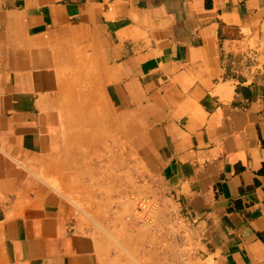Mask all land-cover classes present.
I'll use <instances>...</instances> for the list:
<instances>
[{"label": "crops", "instance_id": "crops-1", "mask_svg": "<svg viewBox=\"0 0 264 264\" xmlns=\"http://www.w3.org/2000/svg\"><path fill=\"white\" fill-rule=\"evenodd\" d=\"M0 264H264V0H0Z\"/></svg>", "mask_w": 264, "mask_h": 264}, {"label": "built area", "instance_id": "built-area-1", "mask_svg": "<svg viewBox=\"0 0 264 264\" xmlns=\"http://www.w3.org/2000/svg\"><path fill=\"white\" fill-rule=\"evenodd\" d=\"M134 199L136 201V211L141 217L142 222L145 224L151 223L158 208V202L151 197L134 196ZM172 215L178 224H182L191 230L194 229L195 224L192 221H188L186 215H184L182 210L177 206L172 209ZM182 234V232H179L177 236V241L179 243L183 242Z\"/></svg>", "mask_w": 264, "mask_h": 264}]
</instances>
